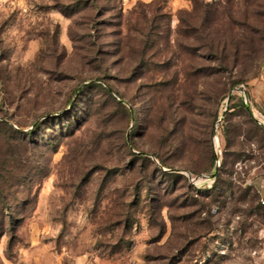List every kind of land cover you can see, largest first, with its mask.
Here are the masks:
<instances>
[{"label":"rangeland","instance_id":"374dc122","mask_svg":"<svg viewBox=\"0 0 264 264\" xmlns=\"http://www.w3.org/2000/svg\"><path fill=\"white\" fill-rule=\"evenodd\" d=\"M263 175L264 0H0V264H264Z\"/></svg>","mask_w":264,"mask_h":264},{"label":"crops","instance_id":"0c3cea01","mask_svg":"<svg viewBox=\"0 0 264 264\" xmlns=\"http://www.w3.org/2000/svg\"><path fill=\"white\" fill-rule=\"evenodd\" d=\"M258 181H259V188H258V190H259V192L261 194V198L264 199V175Z\"/></svg>","mask_w":264,"mask_h":264},{"label":"water","instance_id":"95a60500","mask_svg":"<svg viewBox=\"0 0 264 264\" xmlns=\"http://www.w3.org/2000/svg\"><path fill=\"white\" fill-rule=\"evenodd\" d=\"M219 165H220V164H219V161H217V165H216V169H215V170H217V168L219 167ZM215 175H216V173L214 172V173L212 174V176L215 177Z\"/></svg>","mask_w":264,"mask_h":264},{"label":"trees","instance_id":"16d2710c","mask_svg":"<svg viewBox=\"0 0 264 264\" xmlns=\"http://www.w3.org/2000/svg\"><path fill=\"white\" fill-rule=\"evenodd\" d=\"M212 48V47H211ZM13 130H15V129H13ZM14 132H18V133H20V134H24V132H21V131H19V130H15ZM215 156V155H214Z\"/></svg>","mask_w":264,"mask_h":264},{"label":"built area","instance_id":"2783aa9c","mask_svg":"<svg viewBox=\"0 0 264 264\" xmlns=\"http://www.w3.org/2000/svg\"><path fill=\"white\" fill-rule=\"evenodd\" d=\"M261 202L264 204V199L263 198L261 199Z\"/></svg>","mask_w":264,"mask_h":264},{"label":"bare ground","instance_id":"6f19581e","mask_svg":"<svg viewBox=\"0 0 264 264\" xmlns=\"http://www.w3.org/2000/svg\"><path fill=\"white\" fill-rule=\"evenodd\" d=\"M216 142L218 143V137H216Z\"/></svg>","mask_w":264,"mask_h":264}]
</instances>
